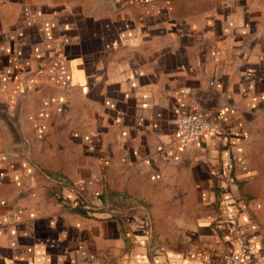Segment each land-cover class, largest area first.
Here are the masks:
<instances>
[{
    "label": "crops",
    "instance_id": "0c3cea01",
    "mask_svg": "<svg viewBox=\"0 0 264 264\" xmlns=\"http://www.w3.org/2000/svg\"><path fill=\"white\" fill-rule=\"evenodd\" d=\"M149 4L0 0V264H264V0Z\"/></svg>",
    "mask_w": 264,
    "mask_h": 264
},
{
    "label": "built area",
    "instance_id": "2783aa9c",
    "mask_svg": "<svg viewBox=\"0 0 264 264\" xmlns=\"http://www.w3.org/2000/svg\"><path fill=\"white\" fill-rule=\"evenodd\" d=\"M150 11L154 14L161 12L168 0H148ZM218 125H207L202 114L196 113H180L176 116L175 138L180 148H186L192 141L198 139L207 130L215 131ZM48 178V175H46ZM51 179L63 181L61 176H51ZM15 220V216H11L8 221ZM222 264H247L244 253L242 251H230L223 255Z\"/></svg>",
    "mask_w": 264,
    "mask_h": 264
},
{
    "label": "trees",
    "instance_id": "16d2710c",
    "mask_svg": "<svg viewBox=\"0 0 264 264\" xmlns=\"http://www.w3.org/2000/svg\"><path fill=\"white\" fill-rule=\"evenodd\" d=\"M66 187L64 184H60L59 192L57 199L63 206H70L71 209L79 211V210H89V202L86 200V196L84 194H76L73 187H70L73 191L71 193H64L63 189ZM90 211V210H89Z\"/></svg>",
    "mask_w": 264,
    "mask_h": 264
},
{
    "label": "flooded vegetation",
    "instance_id": "af4514ba",
    "mask_svg": "<svg viewBox=\"0 0 264 264\" xmlns=\"http://www.w3.org/2000/svg\"><path fill=\"white\" fill-rule=\"evenodd\" d=\"M45 175H48V179H50L52 182H54L55 184H64L66 186H69V187H73V189L75 190L76 194H84V191L83 190H78L76 189L73 185H68L66 182L64 181H60V180H54V179H51L49 178L50 177V174L49 173H46Z\"/></svg>",
    "mask_w": 264,
    "mask_h": 264
},
{
    "label": "water",
    "instance_id": "95a60500",
    "mask_svg": "<svg viewBox=\"0 0 264 264\" xmlns=\"http://www.w3.org/2000/svg\"><path fill=\"white\" fill-rule=\"evenodd\" d=\"M244 257H245L246 263L247 264H251V261H252V258H253L252 254H249V253L246 252V254H244Z\"/></svg>",
    "mask_w": 264,
    "mask_h": 264
},
{
    "label": "rangeland",
    "instance_id": "374dc122",
    "mask_svg": "<svg viewBox=\"0 0 264 264\" xmlns=\"http://www.w3.org/2000/svg\"><path fill=\"white\" fill-rule=\"evenodd\" d=\"M50 174H51V176H56L55 174H52V173H50ZM48 187H51V186L49 185Z\"/></svg>",
    "mask_w": 264,
    "mask_h": 264
}]
</instances>
